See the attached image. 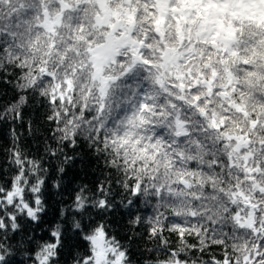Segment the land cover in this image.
I'll return each mask as SVG.
<instances>
[{"label": "snow or ice", "instance_id": "1", "mask_svg": "<svg viewBox=\"0 0 264 264\" xmlns=\"http://www.w3.org/2000/svg\"><path fill=\"white\" fill-rule=\"evenodd\" d=\"M68 2L0 0V264H264V0L155 63L101 23L80 67Z\"/></svg>", "mask_w": 264, "mask_h": 264}, {"label": "trees", "instance_id": "2", "mask_svg": "<svg viewBox=\"0 0 264 264\" xmlns=\"http://www.w3.org/2000/svg\"><path fill=\"white\" fill-rule=\"evenodd\" d=\"M105 3L107 7L113 11L121 12L126 10L129 13L128 15L131 19L130 29L133 27L135 28L133 39L135 40L138 38L141 42L146 40L145 48L147 51H145L144 56L151 59L153 63L156 62L155 56L158 54L153 52V49L158 50L162 44L167 48H178L182 41L187 44L189 35L195 36V33L199 31L196 21L202 15L205 16L207 5L204 4L202 6L201 0H176L174 4H170L169 0H167L166 10L162 12L160 11L158 0H106ZM65 7L75 8V5L69 0V2L65 4ZM193 10L194 14L189 18V12ZM51 12L57 13L58 10L52 8ZM69 15V13L65 14V24L68 23ZM102 16V4L100 0H98L96 4L89 3L82 7L79 13L80 22L72 24L71 35L67 28H61L57 43L61 40L65 41V43L61 45L60 56L63 58V56L67 54V66L80 67L84 57L83 55H77V51L82 54L87 47L96 46L97 37L99 35H107V32L95 27L103 23L101 22ZM185 23H187L189 27L186 28ZM82 26L83 32H81ZM108 31H111L110 26ZM156 33H159V35ZM89 35L92 39L90 41L85 40V37ZM196 47V58H189L193 64L199 63L200 50L206 48L203 43L198 44ZM185 50H191V45H187ZM209 55H211V53H205L206 58ZM172 83L178 84L179 82L173 81ZM4 91H7L10 95V86H6ZM116 219H120L119 215H117Z\"/></svg>", "mask_w": 264, "mask_h": 264}, {"label": "rangeland", "instance_id": "3", "mask_svg": "<svg viewBox=\"0 0 264 264\" xmlns=\"http://www.w3.org/2000/svg\"><path fill=\"white\" fill-rule=\"evenodd\" d=\"M105 1L106 0H100L103 10V16L101 18V22L108 24L110 26V30L115 28L117 25H121V27L124 28L125 31L127 29H130L131 19L130 16L128 15L129 13L126 10H123L121 12L113 11L107 7ZM158 3H159L160 11L163 12V10H166L167 0H158ZM214 11H217L216 5L212 2V0H208L204 17H208L210 15V12H214ZM121 34L124 33L122 32Z\"/></svg>", "mask_w": 264, "mask_h": 264}]
</instances>
